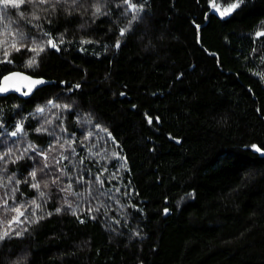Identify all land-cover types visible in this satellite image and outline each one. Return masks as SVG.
<instances>
[{
  "label": "trees",
  "instance_id": "1",
  "mask_svg": "<svg viewBox=\"0 0 264 264\" xmlns=\"http://www.w3.org/2000/svg\"><path fill=\"white\" fill-rule=\"evenodd\" d=\"M50 3L0 5L44 47L0 48V79L48 80L0 96V197L27 209L0 264H264V0Z\"/></svg>",
  "mask_w": 264,
  "mask_h": 264
},
{
  "label": "snow or ice",
  "instance_id": "2",
  "mask_svg": "<svg viewBox=\"0 0 264 264\" xmlns=\"http://www.w3.org/2000/svg\"><path fill=\"white\" fill-rule=\"evenodd\" d=\"M57 3L60 2V0H56ZM77 2V0H72V3L75 4ZM38 4V5H49V7H51V3L50 0H0V5H3V9L6 10L8 8H12V9H20L21 7H23L25 4ZM125 3H128V0H125ZM239 7V2L238 3H233L230 4V6L228 8H226L223 12H221V15H226L230 12H232L233 10H235L236 8ZM129 10L132 12H136L138 11L135 7V5H130L129 4ZM101 11L100 7H96L95 8V12L99 13ZM20 16H23V13H19ZM2 18V17H0ZM33 19L39 20L40 17L39 16H33ZM133 19H135V16H133ZM261 27H264V23L261 24ZM2 34L5 38L3 40H0V48L3 49V53H4V62H8L11 63V60L9 59L10 56V52L8 51L9 48H11L13 51L19 52L21 50V46H24L26 48L27 51L34 53L33 58L31 60L28 61L29 66H31L32 64H34L36 62V56H38L41 52L44 51V47L42 45L37 44L34 40L29 41V43L32 44V47H27V45H22V42L26 39V37L24 36L23 33H19V32H14V31H10L7 30V28L5 29V31ZM121 35L124 34V30L122 29L120 32ZM47 35V34H45ZM257 36H261L264 35V32H257L256 33ZM48 45L52 48H57V44L49 37L48 41H47ZM119 45L117 44V47ZM14 77H10V76H6L4 77V82L5 84H7L8 81L12 80ZM262 78H264V76H262ZM33 83L39 84V83H43V81H34ZM7 87H0V91H7ZM49 104H51L53 107H59V105H55L53 104L51 101H49ZM67 107V106H65ZM44 109L40 108L37 109V112H43ZM149 123H151V119L149 118ZM23 131V126L20 125L17 127V132H22ZM39 131V129L37 130ZM17 132H13L11 133L12 136H16ZM30 148H34V146L29 145ZM258 151L260 149H257ZM27 151V149H26ZM10 151L4 153L3 155H0V160H4L5 156H10ZM40 155L44 156L45 159H47V154L44 152H41ZM63 159H67V157L61 156L60 159L56 160V164H59L61 160ZM61 172V174H63V169L59 170ZM37 176V173L35 171H32L30 173V177L32 178V180H35ZM14 179V177H9L8 178V184L12 183V180ZM53 183H56V180L54 179L52 181ZM17 184H19V181H16ZM100 183H103L102 181ZM0 187H5L7 188V185L0 183ZM31 187L34 189L39 190L40 189V184L38 182L36 183H32ZM45 187H47V184H45ZM62 191H66V192H71L72 190V186L71 184H69L67 186L66 189H61ZM17 191L16 188H12L10 190L11 192V199L13 201H15V196L14 193ZM45 195V193L43 191H39V196L43 197ZM30 207L32 208V213L31 214H35V210L38 209L40 207L39 204L36 203L35 200L31 201ZM69 207H71V205H69ZM22 208H24V205H17V206H10L9 205V192L6 191L5 195L3 197H0V213H3L5 215H7L8 213H15L14 216H11L8 221H7V229H5L3 232H0V240L4 239L6 236L10 235V231L12 230L14 231V229H12V225L13 224H20L23 223V221L20 219V217L24 216V212L27 211L26 208H24V211H22ZM57 212L60 211L59 208L56 209ZM165 211H167V209H165ZM2 223V222H0ZM16 235H20V232H16Z\"/></svg>",
  "mask_w": 264,
  "mask_h": 264
},
{
  "label": "water",
  "instance_id": "3",
  "mask_svg": "<svg viewBox=\"0 0 264 264\" xmlns=\"http://www.w3.org/2000/svg\"><path fill=\"white\" fill-rule=\"evenodd\" d=\"M214 12L217 13V9H214ZM10 76L14 77L12 80L8 81L7 84L4 82V77ZM34 81H43V83H33ZM48 80L44 77L34 76L23 70H15L9 74L4 75L0 79V87H7V91H0V96H5L8 94H18L20 96L25 95L26 93H31L40 86L47 84Z\"/></svg>",
  "mask_w": 264,
  "mask_h": 264
},
{
  "label": "rangeland",
  "instance_id": "4",
  "mask_svg": "<svg viewBox=\"0 0 264 264\" xmlns=\"http://www.w3.org/2000/svg\"><path fill=\"white\" fill-rule=\"evenodd\" d=\"M192 197V194H187L181 197V203L190 199Z\"/></svg>",
  "mask_w": 264,
  "mask_h": 264
}]
</instances>
